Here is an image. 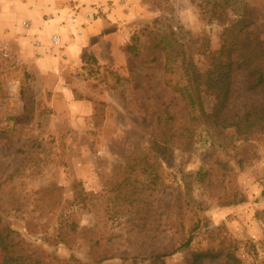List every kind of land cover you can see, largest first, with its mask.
<instances>
[{
    "label": "rangeland",
    "instance_id": "1",
    "mask_svg": "<svg viewBox=\"0 0 264 264\" xmlns=\"http://www.w3.org/2000/svg\"><path fill=\"white\" fill-rule=\"evenodd\" d=\"M132 7L122 56L58 74L87 115L23 39H0L8 264H149L172 251L162 264H264V86L248 88L249 69L264 68V0Z\"/></svg>",
    "mask_w": 264,
    "mask_h": 264
},
{
    "label": "crops",
    "instance_id": "2",
    "mask_svg": "<svg viewBox=\"0 0 264 264\" xmlns=\"http://www.w3.org/2000/svg\"><path fill=\"white\" fill-rule=\"evenodd\" d=\"M105 2L106 0H0V39L6 43L8 39L17 42L24 40L37 68L45 73L57 74L55 91L66 92L65 100L74 101V105L79 106L86 115L90 106L88 101H75L73 87L62 82L58 74L87 55L93 54L92 59L102 66L109 64L117 56H122V45L125 42L121 34H124L135 0H113L112 4ZM73 8L78 9L77 21L70 25L67 13ZM85 13L92 16L88 19ZM24 22L31 23L30 30L22 28ZM76 30L81 31L79 35H76ZM52 35H58L61 42L60 48L52 53L32 47L34 39L46 46ZM17 36L21 38L17 40ZM114 37L121 38L122 44L119 47H112Z\"/></svg>",
    "mask_w": 264,
    "mask_h": 264
},
{
    "label": "trees",
    "instance_id": "3",
    "mask_svg": "<svg viewBox=\"0 0 264 264\" xmlns=\"http://www.w3.org/2000/svg\"><path fill=\"white\" fill-rule=\"evenodd\" d=\"M248 77L252 80L249 84V90L255 91L258 88L264 86V68L255 66L248 71ZM259 130L264 132V123L259 125ZM242 202V200L238 201ZM192 240L189 238L181 248H188L191 244ZM1 251L5 254L3 259V264H8L13 258L12 254V246L11 245H0ZM176 251L165 252V253H155L150 255L146 260L142 259V261H149V264H162L161 261L167 257H170L175 254ZM211 257L208 253H201L194 255L193 264H202L203 260ZM37 264V263H34Z\"/></svg>",
    "mask_w": 264,
    "mask_h": 264
},
{
    "label": "built area",
    "instance_id": "4",
    "mask_svg": "<svg viewBox=\"0 0 264 264\" xmlns=\"http://www.w3.org/2000/svg\"><path fill=\"white\" fill-rule=\"evenodd\" d=\"M105 3H110L112 4L113 3V0H106ZM98 10V7L96 9V12ZM67 18H68V21L70 23V25H74L77 21V15H78V9L77 8H73V9H70L69 12L67 13ZM92 15L91 14H88V13H85V17L86 18H90ZM22 28L25 30V31H28L30 30L31 28V23L30 22H24L22 25ZM81 31L79 30H76V35H79ZM31 45L34 49H43L45 53H52L54 50L60 48V45H61V42H60V37L58 35H52L50 37V40H49V43L45 46L43 45L39 40L37 39H34L32 42H31ZM40 55V54H38Z\"/></svg>",
    "mask_w": 264,
    "mask_h": 264
}]
</instances>
